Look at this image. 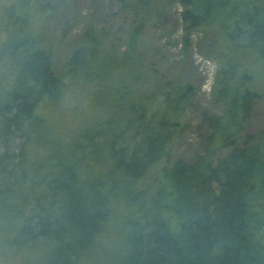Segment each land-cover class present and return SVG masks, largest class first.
Instances as JSON below:
<instances>
[{
	"label": "trees",
	"instance_id": "1",
	"mask_svg": "<svg viewBox=\"0 0 264 264\" xmlns=\"http://www.w3.org/2000/svg\"><path fill=\"white\" fill-rule=\"evenodd\" d=\"M58 1L0 3V227L10 247L42 245V264H85L118 205L114 264H264V133L238 143L259 96L256 65L264 74V0H116L129 20L116 32L87 26L59 75L46 38ZM172 1L184 31L218 35L222 109L207 116L202 154L147 188L194 96L188 82L164 80L143 39ZM67 84L95 116L69 134L43 109Z\"/></svg>",
	"mask_w": 264,
	"mask_h": 264
},
{
	"label": "rangeland",
	"instance_id": "2",
	"mask_svg": "<svg viewBox=\"0 0 264 264\" xmlns=\"http://www.w3.org/2000/svg\"><path fill=\"white\" fill-rule=\"evenodd\" d=\"M180 11L178 2L172 1L165 9L163 22L159 27L147 29L143 36L144 42L150 45L148 56L158 62L164 80L188 82L194 90V96L167 147V155L154 165L140 182V186L147 188L152 186L161 169L170 167L178 159L189 160L202 154L205 140L210 133L207 116H218L222 109V103L217 99V93H214L218 70L215 41L218 35L214 31H184ZM128 20L129 17L122 18L119 15L116 0H59L46 29V38L54 46L55 73H61L64 63L78 45L87 26L92 24L96 28L116 32ZM256 66L253 88L258 91L259 96L239 134V144L243 143L247 136L255 138L264 133V74L259 65ZM80 97L78 91L72 90L67 84L55 104L48 103L43 107L61 133L69 134L77 128L94 123L95 116L89 101ZM113 207L116 212L102 243L98 244L92 259L85 264H114L121 256L125 227L118 205ZM9 238L0 227V264L43 263L46 257L45 247L39 244L19 249L10 247Z\"/></svg>",
	"mask_w": 264,
	"mask_h": 264
}]
</instances>
